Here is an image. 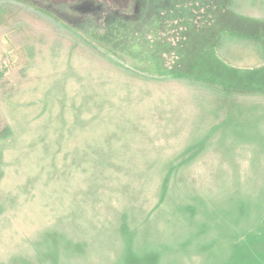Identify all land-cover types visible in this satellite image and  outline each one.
<instances>
[{
    "label": "rangeland",
    "instance_id": "obj_1",
    "mask_svg": "<svg viewBox=\"0 0 264 264\" xmlns=\"http://www.w3.org/2000/svg\"><path fill=\"white\" fill-rule=\"evenodd\" d=\"M0 264H264V0H0Z\"/></svg>",
    "mask_w": 264,
    "mask_h": 264
}]
</instances>
